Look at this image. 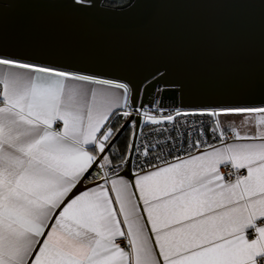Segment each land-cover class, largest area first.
I'll use <instances>...</instances> for the list:
<instances>
[{
	"label": "snow or ice",
	"instance_id": "6c2138e0",
	"mask_svg": "<svg viewBox=\"0 0 264 264\" xmlns=\"http://www.w3.org/2000/svg\"><path fill=\"white\" fill-rule=\"evenodd\" d=\"M0 264H264V105L149 107L0 54Z\"/></svg>",
	"mask_w": 264,
	"mask_h": 264
},
{
	"label": "water",
	"instance_id": "95a60500",
	"mask_svg": "<svg viewBox=\"0 0 264 264\" xmlns=\"http://www.w3.org/2000/svg\"><path fill=\"white\" fill-rule=\"evenodd\" d=\"M92 3L0 0V54L127 82L143 104L161 85L182 109L264 105V0Z\"/></svg>",
	"mask_w": 264,
	"mask_h": 264
},
{
	"label": "built area",
	"instance_id": "2783aa9c",
	"mask_svg": "<svg viewBox=\"0 0 264 264\" xmlns=\"http://www.w3.org/2000/svg\"><path fill=\"white\" fill-rule=\"evenodd\" d=\"M159 89H166L164 91H160ZM156 100H159L161 102V106L169 109V110H173L174 108L179 107L178 105V101H177V92L173 89V88H168V87H163L161 85H156L155 88L152 90L151 94L149 95V98L147 100V102L145 103V105L151 107ZM180 108V107H179ZM182 109V108H181ZM191 110V109H189ZM184 119V118H181ZM187 120L189 122L192 121H196L197 124L199 125L200 121H204L205 126V132L208 135L209 141L211 142V133L208 130V122H209V118L208 117H188ZM185 130L184 128H182V131ZM145 132L148 131L147 128L144 129ZM173 135H175V133H173ZM229 135H231L229 133ZM196 136H193V139H196ZM142 142V141H141ZM187 145L185 144V147ZM137 163H139L140 158L137 156L136 158ZM155 161H149V163H154ZM93 171L95 173H99V175H102V170L98 169V168H94ZM222 171L224 172H228L229 169H222Z\"/></svg>",
	"mask_w": 264,
	"mask_h": 264
},
{
	"label": "trees",
	"instance_id": "16d2710c",
	"mask_svg": "<svg viewBox=\"0 0 264 264\" xmlns=\"http://www.w3.org/2000/svg\"><path fill=\"white\" fill-rule=\"evenodd\" d=\"M103 1L107 6L115 7V6L122 5V4L126 3L128 0H103ZM123 122L124 121L122 118H117L116 121L113 123V127L114 128L119 127V125ZM128 140H129V130L126 128L117 137V139L114 142L115 147L119 149V152L121 155H123V153H124V148H125V145L128 142ZM116 162L117 163L119 162V157H117Z\"/></svg>",
	"mask_w": 264,
	"mask_h": 264
},
{
	"label": "crops",
	"instance_id": "0c3cea01",
	"mask_svg": "<svg viewBox=\"0 0 264 264\" xmlns=\"http://www.w3.org/2000/svg\"><path fill=\"white\" fill-rule=\"evenodd\" d=\"M222 120H225V121H232L234 120L236 122V124L239 126L240 124V117H221ZM242 131H244L245 129H241ZM254 131V129H253Z\"/></svg>",
	"mask_w": 264,
	"mask_h": 264
}]
</instances>
